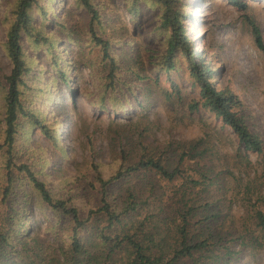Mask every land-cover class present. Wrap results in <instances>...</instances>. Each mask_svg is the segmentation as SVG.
Returning <instances> with one entry per match:
<instances>
[{
  "label": "rangeland",
  "instance_id": "374dc122",
  "mask_svg": "<svg viewBox=\"0 0 264 264\" xmlns=\"http://www.w3.org/2000/svg\"><path fill=\"white\" fill-rule=\"evenodd\" d=\"M134 1L95 0L99 22L94 35L112 42V62L94 49L90 16L77 8L76 0H40L50 11L55 8L52 19L62 20L66 29L53 28L46 34L55 43V61L46 43L39 47L25 43L34 71L26 78L25 105L49 126L53 139L29 119H21L13 162L37 174L55 201L75 208L82 220L90 217L79 238L96 231L97 211L105 198L100 180L110 182L121 172L126 175L106 186L105 199L114 207L126 198L128 188H135L141 201L150 204L143 207L142 219L152 215L160 222L168 215L172 220L178 211L193 209L196 217L190 219V236L206 234L204 227L210 224L215 242L236 252L231 260L217 264H264V246L253 249L250 244L253 236H262L255 213L264 212V151L247 152L232 129L212 113L190 111L193 100L200 97L186 71L169 78L160 70L167 35L158 29L159 6L152 0H138L141 10L128 11ZM12 3L0 0V146L5 142L2 94L12 69L5 48ZM185 3L191 13L187 34L194 49L217 72L219 88H229L241 100L239 112L264 148V49L257 46L249 23L252 20L260 28L264 43V0H239L243 7L228 0ZM37 10L35 18L41 22ZM134 16L143 21L136 23ZM136 60L140 67L134 65ZM53 62L67 82L56 74ZM179 67L186 70L184 65ZM171 80L181 84L182 99L171 88ZM4 151L5 146L0 149V190L5 184ZM143 155L170 160L171 170H179L178 177L168 182L154 173H125ZM12 174L19 196L24 192L28 200L15 208L26 210L25 217L33 216L28 224L35 232L28 248L47 260L56 259L61 242L72 231L71 216L44 204L18 167ZM99 226L106 228L105 223Z\"/></svg>",
  "mask_w": 264,
  "mask_h": 264
},
{
  "label": "trees",
  "instance_id": "16d2710c",
  "mask_svg": "<svg viewBox=\"0 0 264 264\" xmlns=\"http://www.w3.org/2000/svg\"><path fill=\"white\" fill-rule=\"evenodd\" d=\"M137 1L135 0L131 6H128L127 10H141L142 5L137 4ZM152 1L154 5L159 6L157 9H159L161 17L158 29L167 35L165 53L160 58V63L163 65L160 70L168 74L169 78L173 74L182 76L186 71L187 79L200 97L198 100H193L190 111L194 113L204 109L212 113L225 126L232 129L244 150L257 154L263 153L261 139L251 133L244 117L239 112L242 107L241 100L229 88H219L217 72L211 68L209 63H206L204 56L194 49L193 42L187 34L186 23L191 17L190 10L185 3L187 0ZM228 1L243 7L239 0ZM76 5L77 8L82 9L90 16L91 32L93 33L91 40L94 49H100L104 54V59L114 62L111 55L112 42L94 35L95 22H99L95 0H76ZM35 7L38 9L37 14L41 18V22L35 18ZM10 9V15L7 17L10 24L6 31L5 48L12 69L10 74L5 77L6 90L2 94L6 109L5 142L0 146V149L5 146L4 152L7 153V160L3 174L5 184L0 190L2 197L0 201V264H217L223 260H231L236 252L224 248L219 244V241L215 242L216 237L212 231H209L211 230L210 224H206L204 227L208 230L206 234L202 232L198 238L195 234L190 236V219L196 217L193 209L183 213L178 211L172 220L168 215L160 222L154 221L152 215L142 219L143 207L150 204L147 200L141 201V193L135 188H128L125 191L126 198L114 207L105 199L106 189H108L106 186L126 175L121 172L110 182L100 180L104 187L103 196L105 198L102 200V208L97 211L100 219L94 225L96 231L86 239L78 237L79 231L85 229V224L90 217L87 220H82L75 208H67L64 202L55 201L37 174L26 165H15L11 153L16 143L21 119H29L35 126L38 125L40 131L44 132L49 139H53L49 134V126L43 124L25 105L26 78L34 73L32 63L26 54L25 43H33L38 47L42 46V42L46 43L55 61L57 52L55 43L50 42L47 38L51 34L49 30L54 28L65 31L66 25L57 18L53 20L55 8L50 11L44 5H40V0H13ZM136 17H133L134 21L140 24L143 20L141 18L136 20ZM62 18L66 19L67 17L63 15ZM249 23L257 46L264 49L260 28L252 20ZM129 46L133 45L129 44ZM133 58L134 55L130 56L132 61ZM181 59H183L182 62ZM53 65L56 74L67 82L66 74L60 70V66L56 62H53ZM134 65L139 66L137 60L134 61ZM179 65H184L186 70L182 71ZM113 74L112 68L110 70L111 77L114 76ZM160 76L159 74L156 81L160 80ZM138 77L142 81L148 79L145 76ZM171 88L177 97L182 99L181 84L171 80ZM171 166L172 162L168 159H155V156L143 155L139 162L131 166L125 173L132 175L144 171L154 173L160 178L172 182L178 177L179 170H171ZM15 167H18L20 173L25 174L27 185L32 188L34 193H37L44 204L54 211L63 210V213L72 218V231L68 240L61 242V250L54 260L43 258L41 253L35 255L34 251L28 248L35 232V229L28 224L29 219L33 216L25 217L26 210L17 211L15 208L18 203L22 205L28 203V200H25L27 196L24 192L21 196L18 194L17 180L13 178L12 174ZM195 184L197 185V183ZM255 219L256 226L261 230L262 236H253L250 239V244L253 249H259L264 246V212L257 211ZM100 223H105L106 228H100Z\"/></svg>",
  "mask_w": 264,
  "mask_h": 264
}]
</instances>
